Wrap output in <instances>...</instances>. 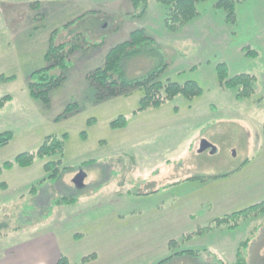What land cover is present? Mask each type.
Segmentation results:
<instances>
[{
  "label": "rangeland",
  "instance_id": "obj_1",
  "mask_svg": "<svg viewBox=\"0 0 264 264\" xmlns=\"http://www.w3.org/2000/svg\"><path fill=\"white\" fill-rule=\"evenodd\" d=\"M213 3L200 2V16L171 32L162 23L164 7L155 0H149L146 15L135 20L125 16L127 0H0V76L12 77L0 79V98L11 96L0 107V133L12 132L11 140L0 147V165L22 152H36L47 135L66 134L61 166L71 167L39 184L54 171V167L46 171L44 164L59 156H35L29 166L3 170L0 257L16 244L51 232L60 250L63 247L60 256L73 264L96 251L100 257L89 264H155L169 254L164 238H180L222 215V210L264 200V0H239L233 25ZM55 28V42L84 33L90 43L102 44L73 55L65 80L45 105L29 94L27 80L45 65L44 52ZM136 28L154 37L149 46L154 55L125 60L128 78L162 67V79L196 81L203 93L191 100L178 94L141 111H136L138 89L95 102L86 72ZM246 46L256 55L246 56L242 50ZM219 63H225L229 77L254 75L253 95L237 100L234 90L221 89ZM69 103H77L79 110L55 120ZM120 115L126 124L111 127ZM202 140L212 147L199 152ZM79 172L86 175L80 188L73 183ZM227 173L210 180L214 182L207 184L208 190L194 191L208 179L185 180ZM177 182L178 188L165 191ZM209 192L215 200L232 199L236 205L210 211L208 202L200 201ZM70 196L77 199L76 205L56 203ZM132 210L136 214L127 215V226L111 228L113 214ZM263 219L264 215L247 218L235 229L216 227L191 239L182 248L189 245L202 254L184 264H219L220 259L232 264L238 242ZM253 237L247 264H264V223Z\"/></svg>",
  "mask_w": 264,
  "mask_h": 264
},
{
  "label": "trees",
  "instance_id": "obj_2",
  "mask_svg": "<svg viewBox=\"0 0 264 264\" xmlns=\"http://www.w3.org/2000/svg\"><path fill=\"white\" fill-rule=\"evenodd\" d=\"M129 10L125 13L128 19H141L146 15L149 0H127ZM206 0H155L159 5L164 7L163 25L164 27L175 32L186 26L194 19L200 16L198 4ZM239 0H214L213 8L224 12V20L228 24L236 23V4ZM36 3H38L36 1ZM36 3H33L34 5ZM71 24V21L65 24V27ZM58 28H55L50 37L44 52L45 65L39 69L33 70L27 80V89L29 94L39 102L49 105L51 100V92L59 87L66 78V71L72 66L73 55L80 50H89L91 47L96 48L102 42H89L88 37L84 33H78L69 40L55 42L54 37ZM155 43L154 37L148 35L144 28H136L129 33V37L121 42H118L106 52L103 62L90 69L85 74L87 84L91 87L94 93V101L100 102L117 96H127L133 90H140L141 94L138 101L136 111H141L148 107H158L167 100L180 94L188 100L193 99L203 93L202 87L198 82L188 80L183 83L172 81L169 78L162 79L161 73L164 68L154 67L145 74L136 77L128 78L125 75L124 63L125 60L133 56L154 55V49L150 48L151 44ZM243 52L246 56H255L256 51L249 46L244 47ZM218 86L221 89L234 90V97L237 100L246 99L253 95V84L255 76L248 73H239L233 76H228L225 63H219L216 66ZM12 77L0 76L1 80H9ZM11 99L10 95H4L0 98V107L6 101ZM77 103H69L64 110L55 117V120L65 118L67 115L77 112ZM126 124L125 116L120 115L110 122L111 127H119ZM47 135L42 143L37 148L36 152H22L18 154L14 160L6 161L0 165V174L3 170L11 168L13 165L23 167L29 166L35 156L50 157L59 156L56 161H47L44 164L46 171L54 167V171L46 178H43L37 184L45 181L48 178L55 176L56 173L70 170L69 166H61V156L64 152V136ZM12 137V132L7 130L0 133V147L6 145ZM88 161H85L87 163ZM230 175V173L216 176H193L185 180L198 179L204 181L211 178H221ZM178 183V182H177ZM36 184V185H37ZM33 185L31 190H35ZM4 186V183H0ZM156 192V191H154ZM76 198L61 197L56 203L70 205L76 202ZM259 215H264V200L253 203L244 208L224 213L214 217L204 226H197L195 230L183 233L180 238H171L166 243V248L169 254L161 258L155 264H165L171 259L179 255H189L199 257L202 251L197 248H182L188 241L197 237L203 236L211 232L216 227L227 226L229 229H235L241 220L247 218H255ZM264 223V219L260 223V227L252 229L247 236L238 242L234 252L233 264H247L246 252L254 234L259 230ZM205 250V249H203ZM96 254L90 253L81 258V263L89 262L95 259ZM219 264H228L223 259L218 260ZM56 264H70L65 256H60Z\"/></svg>",
  "mask_w": 264,
  "mask_h": 264
},
{
  "label": "crops",
  "instance_id": "obj_3",
  "mask_svg": "<svg viewBox=\"0 0 264 264\" xmlns=\"http://www.w3.org/2000/svg\"><path fill=\"white\" fill-rule=\"evenodd\" d=\"M210 180H213V178L208 179V181L201 182V185H197V188L194 191H200L202 189L208 190L207 184H209V182H214V181H210ZM179 184L180 183H175V184L167 187L165 191L174 190L180 186ZM4 187L6 189L5 184H4V186H2V188H4ZM0 192H1V186H0ZM127 194L130 195L128 190H126V194H125L126 198L129 197V195H127ZM203 200H205V202H208V204L211 206L210 211H212V209L218 208V207H220L221 209H229L228 207H232L233 205H236V200H233V202H232V199H226L224 202L219 201L217 198L215 200L213 193H211V192H209L208 195L205 196V198H203L200 201H203ZM225 202H226V204H225ZM76 204H77V202L70 204L68 206H72V205H76ZM222 211L223 212H221V214H224V213L230 212L231 210H222ZM135 214L136 213L134 212V210H132V211H130V213H126V214H125V212L115 213V214H113L111 219L109 218L110 219L109 225L111 226V228L114 227L115 229L117 228L118 225L127 226V221L129 220L128 219L129 216L132 217V216H135ZM127 215H129V216H127ZM116 237H117V235H116ZM126 237H127V235H125V237L123 236V239H125ZM166 241H167V239L164 238V247L166 246L165 245ZM60 246L61 245L59 244L58 239L56 238V236L53 233L42 232L40 234L35 235L32 238H29V239H27V240H25L19 244L14 245L13 247L7 249L4 252V254H2V256L0 257V264H56L57 260L60 257L61 251H63V247L60 250V248H61ZM185 248H192V247H190L188 245ZM95 254H96V257H95V259H93V261L97 260L100 257V254L97 251L95 252ZM197 258L198 257H192L189 255H179V256H176L175 258L171 259V260H175V262L179 261L180 264H184V262H188V263L194 262L197 260ZM234 259H233V262H234ZM69 261H70V264H73V263H71L70 259H69ZM233 262H232V264H233ZM86 263L89 264L90 261L86 262ZM86 263H81V264H86Z\"/></svg>",
  "mask_w": 264,
  "mask_h": 264
},
{
  "label": "water",
  "instance_id": "obj_4",
  "mask_svg": "<svg viewBox=\"0 0 264 264\" xmlns=\"http://www.w3.org/2000/svg\"><path fill=\"white\" fill-rule=\"evenodd\" d=\"M208 147H212L211 144H209L207 141L205 140H202L201 143H200V146L198 148V151L199 152H202L204 151L206 148ZM85 174L83 172H79L73 179V183L78 187H82L83 186V181H84V178H85Z\"/></svg>",
  "mask_w": 264,
  "mask_h": 264
}]
</instances>
